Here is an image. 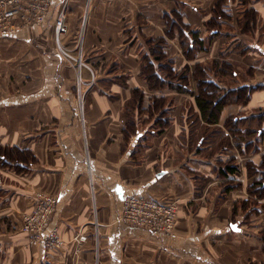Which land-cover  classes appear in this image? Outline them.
Segmentation results:
<instances>
[{"label":"crops","instance_id":"crops-1","mask_svg":"<svg viewBox=\"0 0 264 264\" xmlns=\"http://www.w3.org/2000/svg\"><path fill=\"white\" fill-rule=\"evenodd\" d=\"M202 77L246 101L205 120ZM5 154L0 264H264V0H52L0 37ZM36 193L57 199L58 248L21 231ZM132 194L177 201L176 237L120 222Z\"/></svg>","mask_w":264,"mask_h":264},{"label":"built area","instance_id":"built-area-1","mask_svg":"<svg viewBox=\"0 0 264 264\" xmlns=\"http://www.w3.org/2000/svg\"><path fill=\"white\" fill-rule=\"evenodd\" d=\"M52 0H0V37H8L19 30L46 22ZM64 8L57 11L52 25L56 43L67 33ZM58 48L60 57L61 49ZM55 197L36 193L31 211L21 216V231L29 236V244L48 249L58 248L62 241L56 229L49 228L50 218L56 208ZM177 201L151 199L139 194L128 196L118 220L126 225L175 238ZM78 244L86 241L85 234L74 236Z\"/></svg>","mask_w":264,"mask_h":264},{"label":"trees","instance_id":"trees-1","mask_svg":"<svg viewBox=\"0 0 264 264\" xmlns=\"http://www.w3.org/2000/svg\"><path fill=\"white\" fill-rule=\"evenodd\" d=\"M219 13H221V16L225 15L221 10H220ZM213 31H215V30H213ZM213 31H211V33H213ZM182 34H183V31H182ZM195 36L196 35H194V37H193L191 42L187 41L188 43L187 44L185 43L186 45L183 43L182 47H183L184 50H186V48L189 49V50L192 49V48H195V47L202 48V46H203L202 41L197 39ZM213 64H215L214 61H213ZM213 64L210 67L211 70H214L215 73H218L217 67L215 65H213ZM206 71L207 70H205V71H201L200 70V75L203 76V74H205ZM220 72H222V73L226 72V73H229V74L232 73V72H230V70H228L226 68H222V67H221ZM199 81H200L201 87H202L201 90H203V91H201L200 94L197 96L196 102H197V105H198V107L200 109V113H201L202 117L205 120L209 121V122H215L217 120V116L216 115H218L219 109L222 107V105L226 101L232 99L233 94H234V97H236V99H238L240 101H244V102L246 101V92H245V90H243L241 92L235 91L234 93L227 92L226 95H224L222 97H219L217 95V93L215 92L216 89H215L214 84L209 81L208 77H202ZM182 86H184V85H182ZM184 88H186V85L184 86ZM206 89L209 91L208 92L209 94H207V95H206ZM247 89H248V87H247ZM234 97H233V99H234ZM232 120H234V117L228 119V121H232ZM158 121H160L161 123L162 122H166L165 118L161 117V116H159ZM156 125H158V124H156ZM160 125L163 126V124H160ZM5 156H6V154L3 155V156L1 155L0 156V161L5 160L4 159ZM233 171H235L234 167L226 166L224 168V170H223V174H225V175H228L230 173L232 174ZM258 185L260 187L259 188L260 190L264 189V184H263L262 180H260L258 182ZM260 190H256V192H259Z\"/></svg>","mask_w":264,"mask_h":264}]
</instances>
